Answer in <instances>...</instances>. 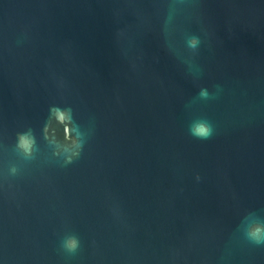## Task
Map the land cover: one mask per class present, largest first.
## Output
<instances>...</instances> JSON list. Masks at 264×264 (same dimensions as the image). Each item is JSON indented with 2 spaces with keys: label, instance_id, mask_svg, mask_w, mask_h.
Masks as SVG:
<instances>
[{
  "label": "water",
  "instance_id": "obj_1",
  "mask_svg": "<svg viewBox=\"0 0 264 264\" xmlns=\"http://www.w3.org/2000/svg\"><path fill=\"white\" fill-rule=\"evenodd\" d=\"M253 223L264 0H0V264H264Z\"/></svg>",
  "mask_w": 264,
  "mask_h": 264
},
{
  "label": "clouds",
  "instance_id": "obj_2",
  "mask_svg": "<svg viewBox=\"0 0 264 264\" xmlns=\"http://www.w3.org/2000/svg\"><path fill=\"white\" fill-rule=\"evenodd\" d=\"M203 94V93H202ZM50 113L55 117L58 123L70 124L72 121V112L70 108L53 106L49 109ZM65 132H68V128L65 127ZM192 135L198 139L207 140L212 136V128L206 121H200L193 125L191 129ZM67 139V138H66ZM55 143V139L53 138ZM36 144V137L31 130L17 134V147L20 148L26 155H30ZM67 153H71L65 163H71L72 157H78L83 150V139L81 136L76 135L71 137V140L59 145ZM248 239L257 245H264V225L259 223H253L247 230ZM68 246L74 248L76 246L75 241H70Z\"/></svg>",
  "mask_w": 264,
  "mask_h": 264
}]
</instances>
